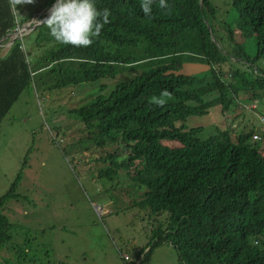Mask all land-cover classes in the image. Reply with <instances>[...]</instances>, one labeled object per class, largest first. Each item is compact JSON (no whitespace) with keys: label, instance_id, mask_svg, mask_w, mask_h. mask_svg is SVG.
<instances>
[{"label":"trees","instance_id":"16d2710c","mask_svg":"<svg viewBox=\"0 0 264 264\" xmlns=\"http://www.w3.org/2000/svg\"><path fill=\"white\" fill-rule=\"evenodd\" d=\"M228 1L226 19L212 0L202 5L167 0V10L156 3L150 18L140 0H93L98 10L111 14L91 46L57 43L42 24L25 40L15 39L0 57V124L31 86L52 94L140 72L68 112L84 131H96L87 140L94 143L96 136L97 148L116 145L99 158L105 169L97 176L119 180L127 174L129 187L144 189L136 205L165 215V228L152 231L144 259L166 244L184 264H264V158L250 142L251 132L233 141L229 130H222L201 140V127L183 124L210 107L219 106L221 113L233 109L239 93L248 94L249 103H264V0ZM31 17L15 18L7 0H0V39ZM237 38L254 42V53ZM187 64L207 70L183 74L190 72ZM163 90L171 99L163 107L152 104ZM13 192L14 186L0 198V246L12 239L14 226L2 209Z\"/></svg>","mask_w":264,"mask_h":264},{"label":"rangeland","instance_id":"374dc122","mask_svg":"<svg viewBox=\"0 0 264 264\" xmlns=\"http://www.w3.org/2000/svg\"><path fill=\"white\" fill-rule=\"evenodd\" d=\"M46 1L17 5L16 11L10 7L15 18L32 15L16 27H24L23 40L32 32L26 30V24L36 23L50 9L45 7ZM212 2L219 15L227 19L231 14L229 1ZM13 33L16 31L9 34ZM12 37L1 42L0 57L8 50ZM241 45L254 53V42ZM186 66L190 72L183 74L207 70L203 65ZM138 74L139 71L123 73L114 79H99L52 94L31 86L13 104L0 124V198L14 186V197L7 199L2 209L14 227L11 241L0 246V264H184L166 244L144 259L152 231L165 228V215H151L148 209L136 205L144 189L129 187L127 174L119 176L120 183L117 178L97 176L105 169L99 158L113 152L116 145L107 143L97 148L96 136L94 143L87 140L96 131H84V125L68 112L107 95L119 81ZM248 98V94L239 93L233 109L221 113L219 106L210 107L205 114L190 116L183 124L186 129L201 127L197 134L201 140L229 130L235 141L239 132L257 125L255 113L246 108L251 104ZM261 144L258 149L264 146V136ZM120 150L123 156L128 154L124 147Z\"/></svg>","mask_w":264,"mask_h":264},{"label":"clouds","instance_id":"9594fccd","mask_svg":"<svg viewBox=\"0 0 264 264\" xmlns=\"http://www.w3.org/2000/svg\"><path fill=\"white\" fill-rule=\"evenodd\" d=\"M8 3L12 10L16 11L17 5L32 4L33 0H8ZM156 3L160 9L167 10L169 8L167 0H140V9L146 17H151L152 6ZM110 14L107 8L102 11L98 10L93 0H56L50 15L42 23L48 28L50 36L57 43L73 47H89L94 38L100 35L104 25L110 22ZM39 21L29 24L36 25L40 23ZM169 99H171V93L168 90H163L159 96L151 98V103L163 107ZM260 107L261 110H259ZM246 108L252 110L257 118V125L254 124L249 130L251 132L250 142L256 146L259 154L264 158V146L260 149L257 147L259 143L261 144L262 136H264V103L261 105L258 101H254ZM254 243L258 244L259 242L255 241ZM124 259L127 260V257Z\"/></svg>","mask_w":264,"mask_h":264},{"label":"water","instance_id":"95a60500","mask_svg":"<svg viewBox=\"0 0 264 264\" xmlns=\"http://www.w3.org/2000/svg\"><path fill=\"white\" fill-rule=\"evenodd\" d=\"M56 3V2H55ZM54 3V4H55ZM53 4V5H54ZM53 5L50 7V9L48 10V12L46 13V16L41 20V21H39L40 23H37L36 25H30L29 23H27L26 25V27L25 28H27L26 30H33V29H35L37 26H40V25H42L43 23V21L45 20V19H47L48 18V16L50 15V11H51V9H52V7H53ZM200 5H202V0H200ZM24 30V27H20L18 30H15L16 31V33H13V34H7L6 36H4L3 38H1L0 39V46H1V42H3L4 40H8L9 38H11L12 37V35H14L13 37H12V40L9 42V44L11 45L13 42H14V40L15 39H17L18 37L19 38H21L22 37V31Z\"/></svg>","mask_w":264,"mask_h":264},{"label":"crops","instance_id":"0c3cea01","mask_svg":"<svg viewBox=\"0 0 264 264\" xmlns=\"http://www.w3.org/2000/svg\"><path fill=\"white\" fill-rule=\"evenodd\" d=\"M39 11V10H38ZM38 11L35 14H38ZM34 15V14H33Z\"/></svg>","mask_w":264,"mask_h":264}]
</instances>
